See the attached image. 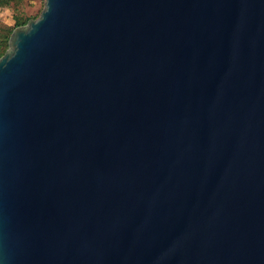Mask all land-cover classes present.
I'll use <instances>...</instances> for the list:
<instances>
[{
    "label": "water",
    "instance_id": "obj_1",
    "mask_svg": "<svg viewBox=\"0 0 264 264\" xmlns=\"http://www.w3.org/2000/svg\"><path fill=\"white\" fill-rule=\"evenodd\" d=\"M0 264H264V0H46L17 26Z\"/></svg>",
    "mask_w": 264,
    "mask_h": 264
},
{
    "label": "rangeland",
    "instance_id": "obj_2",
    "mask_svg": "<svg viewBox=\"0 0 264 264\" xmlns=\"http://www.w3.org/2000/svg\"><path fill=\"white\" fill-rule=\"evenodd\" d=\"M46 0H22L15 7L17 13L24 16H32L33 19L38 18L45 8ZM15 15L12 7H0V23L13 25Z\"/></svg>",
    "mask_w": 264,
    "mask_h": 264
},
{
    "label": "trees",
    "instance_id": "obj_3",
    "mask_svg": "<svg viewBox=\"0 0 264 264\" xmlns=\"http://www.w3.org/2000/svg\"><path fill=\"white\" fill-rule=\"evenodd\" d=\"M20 1L22 0H0V7H12L15 12L13 16L15 22L13 25L0 23V58L6 53L9 47V39L13 30L17 26L25 25L30 19H33L32 16H24L17 13L15 5Z\"/></svg>",
    "mask_w": 264,
    "mask_h": 264
}]
</instances>
